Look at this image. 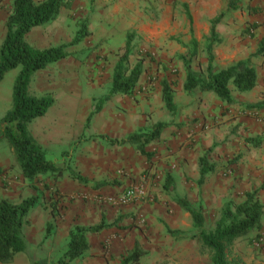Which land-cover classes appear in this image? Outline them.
Segmentation results:
<instances>
[{"label": "rangeland", "instance_id": "rangeland-1", "mask_svg": "<svg viewBox=\"0 0 264 264\" xmlns=\"http://www.w3.org/2000/svg\"><path fill=\"white\" fill-rule=\"evenodd\" d=\"M65 1L69 8L62 9L54 22L33 29L26 42L36 49L68 44L82 29L85 38L66 50L67 58L34 74L29 94L50 96L55 105L73 108L70 125L55 138L58 141L44 144L51 150L50 160L89 184H78L68 171L57 180L44 175L26 181L12 148L0 139L4 163L0 200L16 205L26 198L38 199L23 228L33 260L57 264L63 259L75 218L96 225L103 217L112 228L88 236V255L70 264H122L134 247L142 253L139 264H212V252L176 201L185 200L194 210L201 208L205 232L214 230L225 205L242 203L247 192H257L264 207V75H258L259 68H264L260 54L264 0H238L240 11H229L227 0H154V6L147 0ZM117 2L133 7L145 3L139 9L148 17L145 32L133 30L123 11H115ZM12 3L0 0V46ZM219 15L213 39L210 25ZM130 33V64L142 61L144 73L130 96H110L116 54ZM210 43L215 70L221 68L213 56L218 64L225 61L226 44L233 51L247 52V62L256 69L257 85L252 91L238 93L229 86L231 104L213 93L183 90L188 71L204 75ZM18 72L19 68L7 73L0 88V120L11 105L3 93H9ZM163 80L170 86L175 113L163 104ZM256 104L261 109L250 108ZM157 123L166 128L156 141L145 144L150 156L140 154L134 145L109 143L149 132ZM32 129L28 125V131ZM201 161L212 170L200 184ZM166 176L173 181L168 191L163 189ZM99 182L111 186L95 190ZM130 191L131 199L123 201ZM225 253L228 264H264V216L260 229L236 238ZM10 264L29 262L25 255H17Z\"/></svg>", "mask_w": 264, "mask_h": 264}, {"label": "trees", "instance_id": "trees-1", "mask_svg": "<svg viewBox=\"0 0 264 264\" xmlns=\"http://www.w3.org/2000/svg\"><path fill=\"white\" fill-rule=\"evenodd\" d=\"M69 8V1L65 0H13L12 10L6 21V35L0 46V83L5 75L19 68L11 93L10 109L0 120L3 123V131L0 139L8 142L14 153L15 160L21 170L23 178L32 182L40 176L52 175L60 179L68 169L58 161L50 160V154L44 151L33 139L28 131V125L35 119L43 117L53 105L54 100L50 96L35 97L29 94V84L34 74L45 70L53 63L67 58V49L80 44L85 38V30H79L72 41L46 49H36L26 42L27 35L35 28L43 27L54 22L62 9ZM229 11H240L242 7L238 0H227ZM222 15L216 17L210 25L209 37H215V26L220 22ZM187 19L191 24V17L187 12ZM133 33L127 35L125 45L116 54L117 61L112 70L111 87L109 95L130 96L135 90L141 76L144 73L143 62L137 61L130 64L132 55ZM190 44L196 47L197 42L191 39ZM211 43L207 46V65L204 75H196L190 71L185 76L183 90L187 93L200 91L213 93L219 100L226 104L232 103L229 86L238 93L252 91L257 85L256 69L248 62L236 64L215 70L213 59L210 55ZM260 54L264 57V47L260 48ZM195 53L193 54V56ZM186 68L189 63L185 62ZM162 101L165 108L175 113L176 106L173 102L169 84L161 82ZM251 109H261L260 105H253ZM164 123H157L153 129L146 133L131 135L126 140L109 141L111 145H134L142 155H149L145 150V144L156 141L163 130ZM66 152L62 156H66ZM150 156V155H149ZM204 161L199 170V183L201 184L212 168ZM70 177L80 185H88L86 178L68 171ZM111 186L106 182L94 184L98 190ZM173 186L171 177H165L163 189L168 191ZM245 199L237 205H225L212 232H205L204 219L201 208H190L185 200L178 199L176 204L191 217L193 228L198 231L202 244L211 252L212 264H228L226 261L225 247L246 233L260 229L264 207L258 199L257 192H247ZM37 197L26 198L19 204H12L7 200H0V264H10L15 256L25 255L29 264H36L32 257L33 248L23 234L26 218L37 205ZM112 228L102 217L98 224L88 226H74L68 231V242L63 253V259L57 264H70L73 261L88 255V236L98 234ZM167 229V228H166ZM167 232L171 234L170 231ZM142 253L137 247L131 251L122 264H139Z\"/></svg>", "mask_w": 264, "mask_h": 264}, {"label": "crops", "instance_id": "crops-1", "mask_svg": "<svg viewBox=\"0 0 264 264\" xmlns=\"http://www.w3.org/2000/svg\"><path fill=\"white\" fill-rule=\"evenodd\" d=\"M106 1H111V0H106ZM147 1L149 2L151 1L152 6H154V0H147ZM117 3L118 4H116L114 7L115 11H118V10L121 12L123 11L124 19H126V21L131 24L130 26L133 28V30H137L139 33L145 32L144 26L147 25V23H149L148 17H143V13L141 14L139 10V9H143L144 7H146L144 5L145 3H141V4L139 3L136 7H133L129 3H126V2L124 3L117 2ZM147 14H148V11H147ZM152 18H154V15H152ZM147 26H149V24ZM224 50H225V53L222 56L224 57L223 60L225 61H221L218 64L216 55L213 56V58L215 59L214 64L220 66L219 68L221 69L232 66L236 64L237 62H240V61L247 62L248 60L247 52H243V51L241 52L240 50L233 51L232 47L231 46L229 47L228 44H226V47ZM262 67H264V65ZM258 75H264V68L263 70L262 68H259ZM15 77L16 76H14V80H15ZM4 78L0 83V88L2 86ZM14 80L12 83H14ZM12 86L13 84H11V89L9 93L7 92L3 93L4 101L6 102V104L8 103V105H10L11 103ZM67 107H71V106H67V105L57 106L55 105V102H54L53 105L48 109L47 113L43 117H41L40 119L39 118L35 119L29 124V126L31 125L33 128L32 130L29 131L31 136L41 146V148L44 151H46L48 154H51V150L47 149L46 147L47 143L44 144V142L58 141L55 138L62 135L65 132L66 127H69L70 125L69 122L71 121L69 120V118L71 119V117H73L72 112H74V110L73 108L68 110ZM51 112H55L57 114L50 116L49 113ZM36 120H40V121H36ZM62 126H65V128H62L59 132L58 129H60ZM3 127H4L3 123L0 122V137L2 135ZM123 140H126V139L123 138ZM1 155H2V152H0V156ZM2 160L3 159L0 158V167L4 165ZM75 219H76V222H74L75 226L89 225V224L82 223L80 218L78 217H76Z\"/></svg>", "mask_w": 264, "mask_h": 264}, {"label": "built area", "instance_id": "built-area-1", "mask_svg": "<svg viewBox=\"0 0 264 264\" xmlns=\"http://www.w3.org/2000/svg\"><path fill=\"white\" fill-rule=\"evenodd\" d=\"M133 193L130 191L128 193H126V195L123 198V201H129L132 197Z\"/></svg>", "mask_w": 264, "mask_h": 264}]
</instances>
